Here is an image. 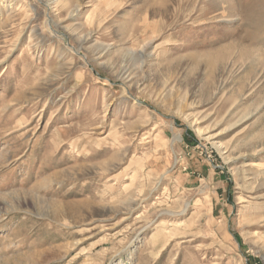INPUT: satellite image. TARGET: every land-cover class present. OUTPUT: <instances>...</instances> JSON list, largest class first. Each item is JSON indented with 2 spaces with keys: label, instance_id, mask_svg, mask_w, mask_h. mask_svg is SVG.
Returning <instances> with one entry per match:
<instances>
[{
  "label": "rangeland",
  "instance_id": "374dc122",
  "mask_svg": "<svg viewBox=\"0 0 264 264\" xmlns=\"http://www.w3.org/2000/svg\"><path fill=\"white\" fill-rule=\"evenodd\" d=\"M0 264H264V0H0Z\"/></svg>",
  "mask_w": 264,
  "mask_h": 264
}]
</instances>
